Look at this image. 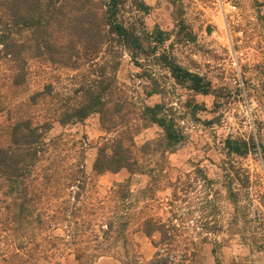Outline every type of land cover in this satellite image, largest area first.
<instances>
[{
  "label": "trees",
  "instance_id": "obj_1",
  "mask_svg": "<svg viewBox=\"0 0 264 264\" xmlns=\"http://www.w3.org/2000/svg\"><path fill=\"white\" fill-rule=\"evenodd\" d=\"M125 5V0H0L2 224L17 238L33 222L43 229L61 223L64 229L57 239L79 264H93L104 255L123 264H141L127 247L132 228L148 237L157 234L151 259L142 264H204V245L211 246L209 253L220 264L219 242L209 236L223 229L219 199L233 204L231 221H236L250 177L234 163L222 167L221 181L209 176L201 163L170 175L167 155L185 135L164 102L147 101L160 92L151 84V65L165 69L175 84L194 94H211L213 87L162 48L167 31L139 25ZM142 8L147 9L144 4ZM123 51L143 68L150 82L146 91L136 75L128 83L118 80ZM33 63L64 69L66 85L58 88L50 81L30 88ZM203 106L193 104L190 115L195 117L196 108ZM93 114L105 132L96 147L93 172H127L103 197L86 174L82 141L66 146L63 134L47 136L54 123L64 126ZM151 125L159 127V134L137 142L135 136ZM255 146L253 138L223 139L228 155L244 156ZM136 175L147 176V181L133 191ZM164 189L169 193L161 198L158 191ZM56 196L58 205L49 207ZM39 202L48 204L44 216L34 214Z\"/></svg>",
  "mask_w": 264,
  "mask_h": 264
},
{
  "label": "rangeland",
  "instance_id": "obj_2",
  "mask_svg": "<svg viewBox=\"0 0 264 264\" xmlns=\"http://www.w3.org/2000/svg\"><path fill=\"white\" fill-rule=\"evenodd\" d=\"M125 4L127 15L139 25L167 31L169 39L162 48L170 51L184 67L208 78L213 87L211 94H194L175 84L165 69L150 63L151 84L160 92L147 101L164 102L167 111L175 113L185 135L184 142L167 155L170 175L201 163L207 167L209 176L221 181L223 166L232 163L242 166L248 172L250 186L237 204V220L231 221L236 211L233 204L221 197L219 218L223 229L209 236L219 242L220 264H264V0H125ZM119 61V81L128 83L130 77L136 75L142 90L150 87L149 80L142 74L143 68L136 67L126 51ZM32 67L30 88H39L50 81L58 88L63 83L66 85L64 69H44L37 63ZM196 103L203 104L204 108H196L193 117L190 109ZM159 131V127L151 125L142 129L135 139L142 142L156 137ZM59 134L68 140L66 146L72 140H77L78 144L82 141L84 168L98 197H103L113 183L127 176L125 169L116 173L93 172L96 147L105 135L96 114L64 126L54 123L47 136ZM227 136L253 138L256 146L244 156L228 155L223 148V139ZM146 181L147 176L136 175L132 190ZM218 187L224 193L222 186ZM168 193L169 190L164 189L158 191V196L164 198ZM57 198L52 199L53 205L49 207L58 205L55 204ZM37 207L34 214L47 213L44 208L47 209L48 204L39 202ZM2 221L1 215L0 264H79L57 239L56 235L63 233L61 223L43 229L38 222H33L16 238L4 228ZM48 234L52 238H47ZM155 239L157 234L148 237L132 228L127 243L129 253L138 254L140 261L146 263L155 250L152 244ZM210 247H203L204 264H215ZM93 264L123 263L116 257L104 255Z\"/></svg>",
  "mask_w": 264,
  "mask_h": 264
},
{
  "label": "water",
  "instance_id": "obj_3",
  "mask_svg": "<svg viewBox=\"0 0 264 264\" xmlns=\"http://www.w3.org/2000/svg\"><path fill=\"white\" fill-rule=\"evenodd\" d=\"M207 31H208V29H207Z\"/></svg>",
  "mask_w": 264,
  "mask_h": 264
}]
</instances>
